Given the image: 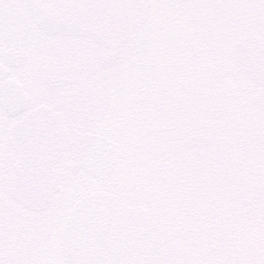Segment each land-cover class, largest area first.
<instances>
[{
    "label": "snow or ice",
    "instance_id": "6c2138e0",
    "mask_svg": "<svg viewBox=\"0 0 264 264\" xmlns=\"http://www.w3.org/2000/svg\"><path fill=\"white\" fill-rule=\"evenodd\" d=\"M0 264H264V0H0Z\"/></svg>",
    "mask_w": 264,
    "mask_h": 264
}]
</instances>
